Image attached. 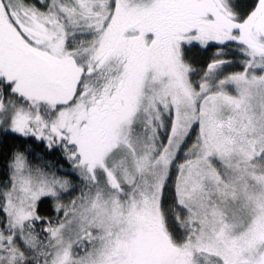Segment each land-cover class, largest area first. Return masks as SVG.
Returning <instances> with one entry per match:
<instances>
[{"label":"snow or ice","instance_id":"obj_1","mask_svg":"<svg viewBox=\"0 0 264 264\" xmlns=\"http://www.w3.org/2000/svg\"><path fill=\"white\" fill-rule=\"evenodd\" d=\"M0 264H264V0H0Z\"/></svg>","mask_w":264,"mask_h":264}]
</instances>
